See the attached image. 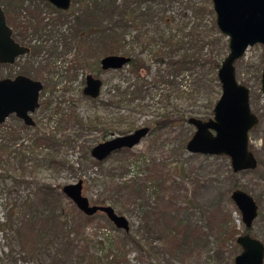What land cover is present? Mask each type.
Returning <instances> with one entry per match:
<instances>
[{
	"label": "rangeland",
	"instance_id": "rangeland-1",
	"mask_svg": "<svg viewBox=\"0 0 264 264\" xmlns=\"http://www.w3.org/2000/svg\"><path fill=\"white\" fill-rule=\"evenodd\" d=\"M0 4L17 28V40L33 49V56L19 64L44 84L40 108L33 115L36 126L18 131L12 149L0 152V264H234L230 257L241 248L221 233L219 223L229 212L238 237L247 232L231 198L235 185L257 201L260 215L249 233L264 243L263 46L249 48L236 63L237 78L250 89V104L260 123L250 135L258 167L234 173L228 157L187 151L195 133L192 125L153 126L163 115L201 117L221 95L208 65L183 69L178 79L171 75L176 67H169L172 58L228 55V39L219 40V30L212 26L215 12L206 14L209 0H118L122 11L137 13L127 28L117 30L124 38L117 55L131 57L136 64L108 71L100 67V60L111 52L107 41L86 44L73 39L80 30L79 6L72 3L64 14L43 0ZM161 13L168 17L166 22L159 19ZM159 53L163 63L157 60ZM19 72L17 65L0 66V78ZM88 74L103 81L97 99L84 95ZM141 127L150 132L133 149L103 162L92 157L97 144ZM7 128L19 129L15 116L0 128V142L6 140ZM45 130L56 134L58 144L38 148V158L45 161L49 154L54 167L45 162L36 173L25 171L18 146L31 147L35 134ZM26 161L33 165L32 159ZM80 180L92 204L111 205L129 220V232L117 229L102 213L88 219L63 194L65 185ZM42 183L61 188L66 228L48 231V225L35 220L43 210L44 197L35 196ZM189 224L198 227L200 237L191 238L199 240L178 249L167 229L184 230ZM118 250L124 259L117 258Z\"/></svg>",
	"mask_w": 264,
	"mask_h": 264
},
{
	"label": "water",
	"instance_id": "water-1",
	"mask_svg": "<svg viewBox=\"0 0 264 264\" xmlns=\"http://www.w3.org/2000/svg\"><path fill=\"white\" fill-rule=\"evenodd\" d=\"M43 1L63 12L69 11L72 5V0ZM211 1L216 15V26L228 39L229 53L218 71L221 95L214 106L213 116L208 120L197 117L189 119L195 133L187 142L186 149L191 154L228 157L234 173L255 170L258 160L250 148V135L260 120L251 108L250 89L237 78L236 63L245 56L249 48L255 45L264 48V0ZM29 51L13 38V30L0 5V63L13 64L18 57L28 54ZM130 61V57L108 55L100 63L102 69L108 71L122 69ZM102 86L100 78L88 75L84 95L97 99ZM261 88L264 97V68ZM42 90L41 82L27 76L0 79V124L15 115L25 125L35 126L32 115L40 106ZM149 132L148 127H142L130 134L117 136L95 146L91 155L98 162H103L117 152L133 149ZM62 192L84 215L91 217L102 213L117 229L130 231L129 220L118 214L115 208L91 203L84 194L83 180L65 185ZM231 198L240 211L247 230L237 238L241 252L235 257L234 264H264V243L249 233L259 216V205L251 194L241 189L234 190Z\"/></svg>",
	"mask_w": 264,
	"mask_h": 264
},
{
	"label": "trees",
	"instance_id": "trees-1",
	"mask_svg": "<svg viewBox=\"0 0 264 264\" xmlns=\"http://www.w3.org/2000/svg\"><path fill=\"white\" fill-rule=\"evenodd\" d=\"M167 1V0H164ZM175 0H168L169 3L174 2ZM72 3L74 5L79 6L80 8V13L78 14V17L76 18L77 24L80 26V30L78 29L76 34L74 35L73 39L82 42H86V44H92L94 41H99L101 42H108V45L110 51L109 55H117L120 51L121 44L124 42V38L117 33V30L120 28L125 29L128 27V23L131 21L130 17L136 15L137 12H125L122 11L121 6L118 4V0H92L91 2H88V0H72ZM1 5V4H0ZM2 6V5H1ZM195 4H193V9L195 12L198 13V8H195ZM3 7V6H2ZM52 10H54L57 13H64L66 14L67 12H63L60 10H57L54 8L52 5H50ZM128 9V7H127ZM5 11V10H4ZM202 11H205V8L202 9ZM200 12V11H199ZM6 13V11H5ZM144 12H142L143 14ZM206 14H211L214 16V10L211 4V1L209 0V6L208 8L206 7ZM7 16V21L9 26L13 29L14 32V38L17 39L16 36V26L10 22L9 17L6 13ZM139 17V16H138ZM159 19L164 20L166 22L168 20V17L166 15L160 14ZM212 26L216 28V21H212ZM220 32H218L219 34ZM221 34V33H220ZM219 34V35H220ZM218 39L222 41L224 36H219ZM96 38V39H95ZM98 39V40H97ZM173 46V44H171ZM131 58V57H130ZM157 60L161 63H163V57L162 53H159L157 56ZM224 59L219 57H209V58H202L198 57L194 54L188 55L186 57H183L182 59L174 60V58L171 59L169 67L171 68L173 65L176 68L171 69V75H175L176 79H178V75L180 72H183V69L188 70L189 67H197V66H209V75L212 76V81L219 82L218 80V71L221 68V65L223 63ZM83 64L86 63V58H83ZM90 64V63H89ZM136 64V60L131 58V62L129 65L134 66ZM98 65V62H97ZM173 66V67H174ZM173 83V82H171ZM177 85V82L175 83ZM178 86V85H177ZM221 87V85H220ZM186 88V87H185ZM221 94V91H220ZM218 101V100H217ZM215 106V105H214ZM214 106L211 107L210 111L206 112L203 116L197 117V116H188L185 114H180L178 113L177 116H167L163 115L161 117V120L159 122L154 123V127L159 126L160 128H164L169 125H175V126H184L189 124V119L192 117H197L201 118L203 120H208L211 118L210 116L213 115V109ZM16 121L18 122L19 129L17 128H10L8 131L7 128V138L6 140H2L3 142H0V152L3 151H10L13 147V144L16 143L18 140V131L21 130H32L34 128L26 126L21 120L15 118ZM5 125H1L0 128H4ZM56 134L46 131H38L35 136L32 138L33 144L31 147L27 146H18L19 150L17 151L18 155H21L23 157V162L22 163V168L26 171L29 168L33 169V173L38 172L41 167L44 165H48L50 167H54L55 161L51 160V156L48 154V158L46 160H42V158H38V153L37 149L40 148L41 146H47V147H57V142L56 140ZM191 139V138H190ZM64 142V141H63ZM31 155V156H30ZM26 159H32L33 165L29 166L28 162ZM35 162V163H34ZM234 190L238 189L236 185L234 186ZM61 188H58L56 186H53L49 183H42L40 188H38V193H35V196L37 197L38 195H42L43 200L40 199L42 202L43 210L42 212H39L41 214L39 217H36L35 220L37 222L44 223L45 225H48V231H53L57 230L55 228L61 227L66 228L67 224L64 220V216L61 214ZM43 193V194H42ZM40 202V203H41ZM95 205L98 206H107L106 203H95ZM111 206V205H110ZM113 207V206H112ZM114 208V207H113ZM223 212V211H221ZM88 219L91 217L86 216ZM224 219L219 223L221 233L226 236L227 239H231L233 242L237 241L238 238V230L237 226L234 222V219L232 218V214L229 212L224 213ZM39 223V224H41ZM183 225V224H182ZM182 228V229H181ZM180 229L175 230V229H167V234L168 236L172 237L174 241L177 242L178 249L181 248L182 246L186 248L187 242H191L190 244H195L196 241L194 238L200 237L199 234V229L197 226H193L191 224L186 225L184 227H181ZM191 237H194L193 239ZM180 240V243H179ZM194 240V241H193ZM189 244V246H190ZM198 246V245H196ZM120 250L116 251L118 257L117 258H123L124 255ZM237 254H234L230 257L234 258L236 257ZM125 263V262H124ZM71 264V263H70Z\"/></svg>",
	"mask_w": 264,
	"mask_h": 264
},
{
	"label": "flooded vegetation",
	"instance_id": "flooded-vegetation-1",
	"mask_svg": "<svg viewBox=\"0 0 264 264\" xmlns=\"http://www.w3.org/2000/svg\"><path fill=\"white\" fill-rule=\"evenodd\" d=\"M49 4V3H48ZM51 5V4H50ZM4 9V8H3ZM7 17V16H6ZM8 22V21H7ZM13 30V29H12ZM13 35H14V32H13ZM13 38H14V36H13ZM15 39V38H14ZM15 41L17 42V43H19L21 46H24V47H26V48H28L30 51H29V53L28 54H26V55H23V56H20V57H18L17 59H16V61L13 63V64H2V63H0V66H16L17 65V67H19L20 68V72L19 73H17L15 76H11V77H6V78H0V79H14V78H16L17 76H19V75H23V76H27V77H29V78H31V79H33L32 77H30V75H29V73L27 72L28 70H27V68H26V66H23V65H21V64H19V61H21V60H25V57H28V56H33L32 54H33V49H31L30 47H28V46H26V45H23L22 43H20V41L19 40H17V39H15ZM127 57V56H126ZM101 61V60H100ZM131 62V61H130ZM19 65H21V66H19ZM127 65H129V64H127ZM92 66L93 67H96L97 66V62L95 61L93 64H92ZM100 67H101V63H100ZM101 69H102V67H101ZM103 70V69H102ZM105 71V70H104ZM88 75H93V74H88ZM87 75V76H88ZM93 76H95V75H93ZM96 77V76H95ZM87 78V77H86ZM98 78V77H97ZM33 80H35V81H39V82H41L40 80H36V79H33ZM101 81H102V79H101ZM103 82V81H102ZM42 83V82H41ZM42 85H43V89H44V84L42 83ZM103 87V86H102ZM102 90V89H101ZM43 91V90H42ZM42 91H41V93H42ZM41 93H40V97H41ZM101 95V94H100ZM100 97V96H99ZM98 97V98H99ZM92 99V98H91ZM39 104H40V101H39ZM39 108H40V106H39ZM38 108V109H39ZM252 108V107H251ZM37 109V110H38ZM36 110V111H37ZM253 111V110H252ZM35 114V113H34ZM33 114V115H34ZM33 115H32V117H33ZM12 116H15V115H12ZM9 118H11V116L9 117ZM8 118V119H9ZM15 118H17L16 116H15ZM259 118V117H258ZM7 119V120H8ZM18 119V118H17ZM6 120V121H7ZM20 120V119H19ZM34 120V119H33ZM260 120V119H259ZM22 121V120H21ZM35 121V120H34ZM23 122V121H22ZM24 123V122H23ZM260 123V122H259ZM1 125H5V123H3V124H0V126ZM259 125V124H258ZM257 125V126H258ZM27 126V125H26ZM35 126H36V122H35ZM35 126H32V128H34ZM256 126V127H257ZM28 127H31V126H28ZM142 128V127H141ZM149 128V127H148ZM139 129V128H138ZM150 129V128H149ZM136 131V130H135ZM132 133V132H131ZM128 134H130V133H128ZM127 135V134H126ZM120 136H122V135H120ZM117 137V136H116ZM113 138H115V137H113ZM113 138H111V139H113ZM111 139H108V140H106V141H109V140H111ZM106 141H104V142H106ZM104 142H101V143H104ZM101 143H99V144H101ZM98 145V144H97ZM96 145V146H97ZM95 147V146H94ZM93 147V148H94ZM253 152V151H252ZM253 154H254V152H253ZM255 155V154H254ZM256 157V156H255ZM257 158V157H256ZM95 160V159H94ZM258 160V159H257ZM97 161V160H96ZM98 162V161H97ZM258 164H259V162H258ZM257 202V201H256ZM258 204V203H257ZM259 215H260V208H259Z\"/></svg>",
	"mask_w": 264,
	"mask_h": 264
}]
</instances>
